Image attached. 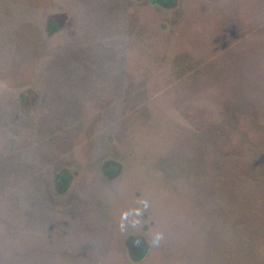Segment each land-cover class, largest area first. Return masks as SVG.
I'll return each mask as SVG.
<instances>
[{
	"label": "rangeland",
	"instance_id": "obj_1",
	"mask_svg": "<svg viewBox=\"0 0 264 264\" xmlns=\"http://www.w3.org/2000/svg\"><path fill=\"white\" fill-rule=\"evenodd\" d=\"M246 140L264 142V0H0V264L249 256Z\"/></svg>",
	"mask_w": 264,
	"mask_h": 264
},
{
	"label": "trees",
	"instance_id": "obj_2",
	"mask_svg": "<svg viewBox=\"0 0 264 264\" xmlns=\"http://www.w3.org/2000/svg\"><path fill=\"white\" fill-rule=\"evenodd\" d=\"M151 4L170 8L173 6L175 0H148ZM58 28V20L52 16L47 20V32L54 34ZM244 141V140H243ZM246 143V155L248 156V168L250 174H248V180L254 182L252 190L259 191V200L261 202L263 211L261 209L256 212V225L261 232L260 234L248 239L246 241L244 250H248L249 256L230 257L231 264H264V142L256 145L247 140ZM120 168V162L114 158H108L103 162L102 170L105 175L111 176ZM73 177V172L68 168H60L56 170L52 177L53 189L57 194H64L70 186ZM243 178V177H242ZM255 224V222L253 221ZM253 225V224H251ZM257 228H255L256 230ZM243 228L236 230L239 237L244 240L242 234ZM133 242H136L133 238ZM141 245L145 242L140 239ZM146 246H139L134 252L132 261H139L146 254Z\"/></svg>",
	"mask_w": 264,
	"mask_h": 264
},
{
	"label": "clouds",
	"instance_id": "obj_3",
	"mask_svg": "<svg viewBox=\"0 0 264 264\" xmlns=\"http://www.w3.org/2000/svg\"><path fill=\"white\" fill-rule=\"evenodd\" d=\"M161 239H162V236L160 234H157L155 239L153 240V243L154 244H158Z\"/></svg>",
	"mask_w": 264,
	"mask_h": 264
}]
</instances>
